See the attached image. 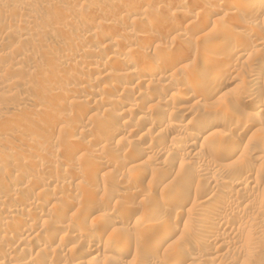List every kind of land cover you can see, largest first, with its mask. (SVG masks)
Returning a JSON list of instances; mask_svg holds the SVG:
<instances>
[{
	"label": "rangeland",
	"instance_id": "1",
	"mask_svg": "<svg viewBox=\"0 0 264 264\" xmlns=\"http://www.w3.org/2000/svg\"><path fill=\"white\" fill-rule=\"evenodd\" d=\"M237 1L0 0V264H165L193 248L185 264H264V14L253 19ZM231 41L242 45L233 61ZM226 60L230 70L214 67ZM182 84L193 97L167 107ZM29 180L41 184L25 189ZM175 183L183 194L168 199ZM216 188L223 207L213 210ZM186 195L202 205H185ZM103 211L124 219L100 220ZM172 222L180 230L158 244ZM91 233L98 252L85 256Z\"/></svg>",
	"mask_w": 264,
	"mask_h": 264
},
{
	"label": "bare ground",
	"instance_id": "2",
	"mask_svg": "<svg viewBox=\"0 0 264 264\" xmlns=\"http://www.w3.org/2000/svg\"><path fill=\"white\" fill-rule=\"evenodd\" d=\"M237 0H234V2L235 3H233V4H230V6H232V5H234V4H236V3H238V1L236 2ZM243 1V0H242ZM244 3V5L242 4V6H243V10H246V9H248V10H251L252 11V14H251V18H255L256 16V18H258V16L260 15V14H264V0H244L243 1ZM149 3H150V0H149ZM232 3V2H231ZM212 5V4H211ZM238 5V4H237ZM168 6V5H167ZM159 7V6H158ZM241 7V6H240ZM231 8V7H230ZM238 8V7H237ZM171 9V8H170ZM206 11V10H205ZM91 12V11H90ZM149 12V11H148ZM232 12V11H231ZM230 12V13H231ZM234 12V11H233ZM236 12V11H235ZM244 12V11H243ZM249 12V11H248ZM89 13V12H88ZM202 13V12H201ZM203 13H205V12H203ZM87 14V13H86ZM126 14V13H125ZM232 15H233V13H231ZM196 15V14H195ZM249 16H250V13H249ZM196 17V16H195ZM260 17V16H259ZM73 18H75V21L77 20V22H80L83 18L82 17H79V16H74ZM208 18V17H207ZM104 32V31H103ZM145 31H143V33H144ZM100 34V33H99ZM144 35V34H143ZM155 36V35H154ZM139 37V36H138ZM145 38V37H144ZM146 39V38H145ZM149 41H151V39L149 40ZM232 43H233V41H231ZM226 43V42H225ZM228 43V42H227ZM228 43V44H225L224 45V50H225V53H226V51H227V53L229 54V56H228V58L231 60V56L232 55H230L231 54V52L233 53V52H235L234 54H236V55H234V56H236V58L239 56V58H240V53H238L239 55L237 56V53H236V48H237V50L240 48V45H241V43ZM106 44V43H105ZM111 44V43H110ZM52 46V45H51ZM102 46V45H101ZM167 46V45H166ZM242 46V45H241ZM116 47V46H115ZM239 47V48H238ZM251 47V46H250ZM257 47V46H256ZM85 48V47H84ZM93 48V47H92ZM175 48V47H174ZM252 48H250V50H251ZM257 49V48H256ZM90 50H93V49H90ZM107 50V49H106ZM223 50V51H224ZM248 50V49H247ZM246 50V51H247ZM249 50V52H251ZM105 51V50H104ZM170 51V50H169ZM173 51H175V50H173ZM185 51V50H184ZM184 51H183V54H184ZM189 52L191 51V50H188ZM238 52V51H237ZM253 52H254V50H253ZM252 52V53H253ZM187 53V52H186ZM248 53V52H247ZM190 54V53H189ZM195 55V54H194ZM227 55V54H226ZM101 56H103V57H106V59H107V56H109L108 54H101ZM111 56V55H110ZM234 56H233V59H234ZM81 57V56H80ZM127 56H125V58H123V59H125V60H127V58H126ZM174 57V56H173ZM190 57V56H189ZM242 57H243V54H242ZM163 58V57H162ZM205 58V57H204ZM203 58V59H204ZM227 57L225 58V59H228ZM188 59L189 58H184L183 60L181 59V61L182 62H185L186 64H187V62H188ZM178 60V59H177ZM190 60V59H189ZM99 61V60H98ZM164 60H161L159 63L160 64H163L164 66H165V61H166V59H165V61L163 62ZM214 61V60H213ZM231 61H233V60H231ZM231 61H229V60H226V62L224 61V63L223 64H216V63H214V65L216 64V66H214V67H216V69L219 67L218 65H220V68H218V69H220L219 71H221V69L222 68H224L223 70H225V69H231L232 68V62ZM81 62H82V60H80L79 58H77V59H74L73 60V62H72V66H74V67H77L78 65H80L81 64ZM134 63H135V65L136 66H144L145 67V64H144V61H142V60H140V59H138L137 61H133ZM167 62V61H166ZM205 64L204 65H208V67H209V65H212V62H211V59H210V61L209 60H206L205 59ZM124 63V62H123ZM158 63V64H159ZM173 63V62H172ZM188 63H190V61L188 62ZM84 64V63H83ZM91 64V63H90ZM169 64V63H168ZM174 64V63H173ZM177 63H175V65H176ZM121 65V64H120ZM147 65V64H146ZM163 65H162V67H163ZM203 65V66H204ZM221 65H222V68H221ZM148 66V65H147ZM212 66V67H213ZM86 67H87V65H86ZM117 67V66H116ZM155 67V66H154ZM211 67V66H210ZM93 68V67H92ZM107 68V67H106ZM136 68V67H135ZM151 68V67H150ZM158 69V68H157ZM168 69V68H167ZM258 69H259V73H263L264 72V56L260 59V61L258 62ZM137 70V69H136ZM135 70V71H136ZM148 70V69H147ZM150 70H152V69H149V71ZM155 70V69H154ZM154 70H152V71H150L149 73L150 74H152V73H154ZM213 71H215V69L213 70ZM217 71V73H218V70H216ZM215 71V72H216ZM122 73V72H121ZM129 73V72H128ZM216 73V74H217ZM103 74V73H102ZM101 74V75H102ZM117 74H118V72H117ZM134 74V73H133ZM144 74V73H143ZM172 74H174V73H172ZM172 74H171V77H172ZM177 74V73H176ZM122 75V74H121ZM123 76V75H122ZM167 77H168V75H166ZM166 76H164V78L166 77ZM215 76H217V75H215ZM100 78H99V80L98 81H103L104 79H106V75L105 76H99ZM128 77V76H127ZM161 77V76H160ZM163 77V76H162ZM213 77V76H212ZM109 78V77H108ZM141 78H143V76L141 77ZM173 78V77H172ZM172 78H168L169 80H172ZM178 78V77H177ZM182 78V77H181ZM201 78V77H200ZM217 78V77H216ZM163 79V78H162ZM173 79H175V78H173ZM183 79V78H182ZM201 79H203V78H201ZM107 80V79H106ZM161 80V79H160ZM165 80V79H164ZM253 80V83L255 82L254 81V79H252ZM151 81H152V79H151ZM163 81V80H162ZM180 81V80H179ZM216 81V80H215ZM175 82V81H174ZM199 82H202L203 83V85H208V86H212V83L214 82V79L212 78H207V79H204V80H199ZM198 82V83H199ZM231 81H227L226 82V85L227 84H229ZM117 83V82H116ZM116 83H114V84H111L114 88H117V89H124L125 87H126V85L125 86H123L124 88H122L121 87V85L119 86H117V84ZM120 83V82H119ZM181 84V83H180ZM184 84H185V82H184ZM184 84H182L183 85V89L184 90H181V91H179L175 96H168L167 98H165V100L163 101L164 102V104L167 106V107H170V106H176L177 104L180 106L181 104H183V102H184V100L185 99H189V98H191V96L192 95H194V94H192L191 96L187 93V91H186V89L189 87L188 85L187 86H185ZM195 85H196V83H195ZM179 86V85H178ZM191 86V85H190ZM84 87V86H83ZM110 87V86H109ZM112 87V88H113ZM180 87V86H179ZM83 89V88H82ZM76 90V89H75ZM80 92V90H77V92ZM123 91V90H122ZM78 92V93H79ZM121 94V93H120ZM155 94V93H154ZM191 94V93H190ZM156 96V95H155ZM155 96L154 95H152V93H151V95H145L144 96V98H143V100H153L154 98H155ZM159 96V95H158ZM117 97V96H116ZM193 97V96H192ZM158 99V98H157ZM193 99V98H192ZM118 100V99H117ZM140 100V99H139ZM111 101H113V102H115V99L113 98ZM121 102V101H120ZM142 102V101H141ZM148 102V101H147ZM116 103V102H115ZM114 103V104H115ZM187 103V102H186ZM185 103V104H186ZM128 106H129V108L127 109V110H129L130 112L129 113H131V111H133L134 112V110H137V108L138 107H136V106H138V104L135 102H128ZM164 105V106H165ZM182 108V107H181ZM185 108V107H184ZM162 109V108H161ZM160 109V110H161ZM178 109V108H177ZM162 110H164V109H162ZM162 110H161V113H163L162 112ZM126 111V110H125ZM173 111V110H172ZM128 113V112H127ZM120 115L122 114V113H119ZM119 115V116H120ZM123 115V114H122ZM182 118V117H181ZM150 119H148L147 118V121H149ZM237 121H239V120H237ZM241 122V121H240ZM170 124V123H169ZM169 124H168V126H169ZM212 124V122L210 121L208 124H206L205 125V123H204V125H203V127H202V130H204L206 127H210V126H208V125H211ZM110 127V126H109ZM170 127L172 128V129H179V127H181V125L180 124H178V122H177V124H170ZM168 128V127H167ZM248 128V127H247ZM246 128V129H247ZM77 136V135H76ZM191 136H192V138H199V137H197L196 136V134H194V133H191ZM199 136V135H198ZM29 140V139H28ZM93 140V139H92ZM94 141H95V139L93 140V143H94ZM102 141V140H101ZM95 143H97V139H96V141H95ZM196 143V142H195ZM193 146L194 145V142H192V144L190 143V145L188 144V146ZM195 146V145H194ZM99 152V151H98ZM97 153V152H96ZM103 162V161H102ZM104 163H105V161H104ZM107 163V162H106ZM111 164V163H110ZM104 166V165H103ZM207 166V165H206ZM206 166H205V169H206ZM102 169L104 168V167H101ZM47 170H49L48 168H47ZM53 171V169L51 168L49 171ZM98 170H100V166H98ZM201 170L203 171L204 170V168H201ZM107 171V170H106ZM45 172L46 173H48V171H46L45 170ZM108 172V171H107ZM121 174V173H120ZM50 175H52V174H50ZM73 175V174H72ZM95 176V175H94ZM56 177V176H55ZM89 177V176H88ZM116 178H117V176H115ZM54 179V178H53ZM56 179V178H55ZM79 179V178H78ZM82 179V178H81ZM99 179V178H98ZM125 179V178H124ZM251 179H253L251 176H250V174L249 175H247L246 176V181H250ZM50 180H52V179H50ZM49 180V181H50ZM94 180H96V179H94ZM93 180V181H94ZM36 181V180H35ZM34 180L33 181H30L29 180V183L28 184H26L25 186H24V188L26 189V187L29 189V188H32V189H34V190H36V188H37V186L39 185V184H41L40 182L38 183L37 181L35 182ZM92 181V180H91ZM91 181L87 184V187L90 189V191L92 190V189H94L97 185V183L95 184L96 186L94 187V188H92L93 186H91V185H89L90 183H91ZM96 181H98V180H96ZM124 181V180H123ZM252 181V180H251ZM250 181V182H251ZM51 182V181H50ZM71 182V181H70ZM101 182H102V180H101ZM115 182V181H114ZM48 183V182H47ZM100 183V182H99ZM104 183V182H103ZM122 183V182H121ZM174 183V182H173ZM66 184V183H65ZM68 184V183H67ZM71 184H72V182H71ZM86 184V183H85ZM94 184V183H93ZM176 184V183H175ZM180 184V183H179ZM239 184V183H238ZM105 185V184H104ZM40 186V185H39ZM38 186V187H39ZM77 186V185H76ZM76 186H74V188L76 187ZM89 186H91V187H89ZM178 186H181V185H173L171 188H170V191L168 192V193H170L169 194V196L167 197L168 199H175L176 197H178V195L180 196L181 194L180 193H182L181 191H182V189H180ZM42 187H43V185H42ZM138 187V186H137ZM45 188V187H44ZM43 188V189H44ZM73 188V187H72ZM86 188V187H85ZM92 188V189H91ZM224 188V187H223ZM38 189H40V188H38ZM42 188H41V193L40 194H44V192L45 191H47L46 189H44L43 190ZM89 189H88V192H89ZM110 189V188H109ZM180 189V190H179ZM214 189V188H213ZM218 188H216V190L213 192L214 194L215 193H217L218 192V190H220V189H218ZM111 190V189H110ZM25 191V190H24ZM29 191V190H28ZM93 191H95V190H93ZM93 191H91V192H93ZM104 191V190H103ZM225 191V190H224ZM223 190H222V193L221 194H223V192H224ZM230 191V190H229ZM43 192V193H42ZM90 193V192H89ZM125 193V192H124ZM127 193V192H126ZM227 193H229L228 192V190H227ZM33 194V193H32ZM110 194V193H109ZM183 194V193H182ZM218 194V193H217ZM35 195V194H34ZM37 195V194H36ZM88 195V194H87ZM122 195V194H121ZM168 195V194H167ZM223 195H225V193L223 194ZM42 196V195H41ZM111 196V195H110ZM112 197V196H111ZM201 197V196H200ZM35 198H37V197H35ZM89 198H90V196H89ZM106 198H108V197H106ZM48 199V198H47ZM160 199V198H159ZM181 199V198H180ZM200 199V198H199ZM202 199V198H201ZM207 199V198H206ZM9 200H11V199H9ZM34 200V199H33ZM109 200V198L107 199V201ZM184 200V204L186 205V204H192V205H194V207L195 206H201L202 205V203L200 202V201H198V199H195V198H191V196H189V195H186L185 196V199L183 198L182 200H180V201H183ZM205 200V199H204ZM5 201V200H4ZM8 201V200H7ZM35 201V200H34ZM38 201V200H37ZM48 201V200H47ZM76 201V200H75ZM75 201H74V198L72 199V198H69V197H67V200H66V205H68L69 207L70 206H74V203H75ZM105 201V200H104ZM120 201V200H119ZM122 201V200H121ZM157 201V200H156ZM160 201H162V200H160ZM172 201V200H171ZM220 201H221V198H220V196H219V194L217 195V196H215V197H213V201H210V203H208V205L210 206V208L211 209H213V210H215V208H216V206H219L221 203H220ZM29 202V201H28ZM36 202V201H35ZM35 202H33V203H35ZM111 202V201H110ZM158 202V201H157ZM6 203V202H5ZM37 203V202H36ZM92 203V202H91ZM161 203V202H160ZM167 203H168V201H167ZM220 203V204H219ZM98 204H100V203H98ZM109 204V203H108ZM163 204V203H162ZM183 204V205H184ZM205 204H207V203H204L203 205H205ZM13 205V204H12ZM37 205V204H36ZM77 205V204H76ZM158 205V204H157ZM165 205V204H164ZM181 205V204H180ZM222 205V204H221ZM237 205V204H236ZM236 205L232 202V203H230L229 205H227L228 206V208L229 209H235V208H237L236 207ZM208 206V207H209ZM13 207H14V205H13ZM84 207H85V205H84ZM184 207V206H183ZM207 207V206H206ZM221 207H223V205L221 206ZM35 208V207H34ZM33 208V209H34ZM66 208H68L67 206H66ZM73 208V207H72ZM79 208V207H78ZM16 209V208H15ZM14 209V210H15ZM32 209V208H31ZM89 209V208H88ZM218 209V208H217ZM11 210H12V207H11ZM43 210V209H42ZM67 210V209H66ZM87 209H85V208H79V209H75V211L76 212H87L86 211ZM188 210V209H187ZM227 210V209H226ZM32 211V210H31ZM44 211V210H43ZM74 211V210H73ZM75 211H74V214H77V213H75ZM95 211V210H94ZM183 211V210H182ZM193 211V210H192ZM67 212V211H66ZM91 212V211H90ZM135 212V211H134ZM133 212V213H134ZM42 213V212H41ZM89 213V212H88ZM228 213V212H227ZM44 214V213H43ZM81 213H79L78 215H80ZM84 214V213H83ZM86 214V213H85ZM111 214V213H110ZM110 214H108L107 212H105L104 213V211H103V213H101L99 216H100V220H102V219H104V220H106L107 218H111L110 216L112 215H110ZM206 214V213H205ZM253 214V213H252ZM90 215V214H89ZM89 215H87V216H89ZM202 215V214H201ZM230 214H228V216H229ZM81 216H83L82 214H81ZM86 216V215H85ZM113 216V215H112ZM204 216H206V215H204ZM225 216H227V215H225ZM224 216V217H225ZM208 217V216H207ZM78 218V217H77ZM112 218H115V219H124L123 218V216H121V215H115V216H113ZM225 218H227V217H225ZM225 218H223L224 220L222 221V225H223V227L225 228V227H227V224H228V221H227V219H229V217L227 218V219H225ZM214 219V218H213ZM82 220V219H81ZM85 221V220H84ZM155 221V220H154ZM157 221V220H156ZM230 221V220H229ZM161 222V221H160ZM159 221H157V222H155V224L153 225V227L152 228H162V223H160ZM210 222V221H209ZM231 222V221H230ZM83 224V223H82ZM115 224V223H114ZM114 224H112V225H106L105 227V230H109V229H112L113 230V228H115V225ZM207 224L208 225H210L209 223H208V220H207ZM231 224V223H230ZM220 225V224H219ZM83 226V225H82ZM167 226V225H166ZM217 226V225H216ZM21 227V226H20ZM26 227V226H25ZM34 227V226H33ZM118 227H119V225H118ZM209 227V226H208ZM27 228V227H26ZM230 228V227H229ZM231 228H233V227H231ZM24 229V228H23ZM238 229V228H237ZM237 229H235V232L234 233H236V232H238V231H240V229H238V231H236ZM18 232H19V230H18V227H17V229H16ZM180 230V228H179V226H178V224H175V223H173L172 222V224H168V226L166 227V228H164V229H161L160 231H159V233H160V239H159V242H158V244H164V243H167V242H170V241H168L170 238H172V236L173 235H175L176 233H178V231ZM228 231H229V229H227ZM232 230V229H231ZM83 231V230H82ZM82 231L80 230H78L77 232L78 233H76V235L77 236H79V238H80V236L82 235ZM181 231L183 232V230L181 229ZM186 231V230H185ZM15 232V231H14ZM13 232V233H14ZM17 232V233H18ZM21 232V231H20ZM111 232V231H110ZM188 232V231H187ZM232 232H233V230H232ZM157 233V232H156ZM186 233V232H185ZM233 233V234H234ZM21 234V233H20ZM55 234V233H54ZM59 234V233H58ZM58 234H56V235H58ZM187 234V233H186ZM219 234V233H218ZM221 234V233H220ZM226 234V233H225ZM224 234V235H225ZM228 234V233H227ZM230 234H231V231H230ZM15 235V234H14ZM56 235H54V237H53V240L54 239H56L57 237H56ZM124 235V234H123ZM126 235V234H125ZM224 235H220L219 237H221L222 238V236H224ZM23 236V235H22ZM127 236V235H126ZM14 238H16L15 236H13ZM13 237H12V239H13ZM56 237V238H55ZM74 237H76V236H74ZM81 237H83V236H81ZM98 237H99V235H96V234H94V233H91V235H90V238H91V241L92 242H90V243H88V247H87V251H84V252H86V254H85V256L87 255V253H89V254H91V252H98V250H97V246L95 247V245L93 244V242H96L97 240H98ZM215 237V236H214ZM225 237V236H224ZM223 237V238H224ZM78 238V237H77ZM129 238H131L132 239V237H130L129 236ZM218 238V237H217ZM222 238V239H223ZM231 238V237H230ZM208 239V238H207ZM219 239V238H218ZM5 240V239H4ZM8 240V239H7ZM57 240V239H56ZM75 240V239H74ZM121 240H123V238L121 239ZM135 241V242H139L140 241V238L139 237H136V238H134V239H132V241ZM213 240V239H212ZM224 240V239H223ZM12 241V240H11ZM81 241V240H80ZM100 241V240H99ZM125 241V240H124ZM123 241V242H124ZM126 241H128V242H130V239H128L127 238V240ZM131 241V242H132ZM215 241H216V239H215ZM214 241V242H215ZM8 242V241H7ZM21 242V241H20ZM19 242V243H20ZM128 242H124V243H126V244H130V243H128ZM201 242V241H200ZM206 242V241H205ZM214 242H213V244H214ZM18 243V242H17ZM202 243V242H201ZM224 243V242H223ZM96 244V243H95ZM160 244V245H161ZM174 244H175V242H174ZM203 244V243H202ZM202 244L200 245V246H202ZM257 244V243H256ZM8 245V244H7ZM98 245H99V243H98ZM100 246V245H99ZM127 245H124V246H122L123 248H121V250H122V253L123 252H125V250H126V247ZM129 246V245H128ZM155 246V245H154ZM157 246V245H156ZM199 246V247H200ZM205 246V245H204ZM216 246V245H215ZM217 246H220L219 244L217 245ZM216 246V247H217ZM221 246H223V244L221 243ZM250 246H252V243H251V245ZM249 246V244H247L245 247H250ZM256 246V245H255ZM49 247V246H48ZM2 248V247H1ZM4 248V247H3ZM50 248V247H49ZM75 247L74 246H72V247H70L69 248V252L70 253H73L74 251H75V249H74ZM192 248V247H191ZM213 248H215V247H213ZM190 249V248H189ZM194 249V248H193ZM193 249H191V251L193 250ZM203 249V248H202ZM209 249V248H208ZM86 250V249H85ZM121 250H119V251H121ZM201 250V249H200ZM48 251V250H47ZM50 251V250H49ZM128 251V250H127ZM191 251H187V252H185V249H184V251H181L178 255H177V257H175V259L173 258V261L172 262H167V263H165V264H185V262H187L188 261V259H190V258H192L193 256H192V254H190V253H193V252H195L196 253V251H197V249L195 250V251H193V252H191ZM204 251V250H203ZM247 251V250H246ZM190 252V253H189ZM197 252H199V251H197ZM178 253V252H177ZM176 253V254H177ZM195 253H193V254H195ZM214 253V252H213ZM216 253V252H215ZM217 254V253H216ZM84 255V254H83ZM199 256H200V254H198ZM202 255V254H201ZM219 255V254H218ZM222 255V254H221ZM90 256V255H89ZM88 256V257H89ZM95 256V255H94ZM197 256V255H196ZM122 257V256H121ZM156 257V256H155ZM155 257H153V256H149L148 257V259H149V263L150 264H157V259L155 258ZM198 257V256H197ZM201 257V256H200ZM205 257V256H204ZM203 257V258H204ZM214 257V256H213ZM91 258V257H90ZM94 258V257H93ZM114 258V257H113ZM216 258V257H215ZM214 258V259H215ZM217 258H219V256L217 257ZM86 259V258H85ZM89 259V258H88ZM95 259V258H94ZM93 259V260H94ZM115 259V258H114ZM197 259V258H196ZM212 259V258H211ZM220 259V258H219ZM90 260V259H89ZM88 260V261H89ZM92 259H91V261H93ZM79 261V260H78ZM77 261V262H78ZM84 261V260H83ZM86 261V260H85ZM215 261V260H214ZM217 262V261H216ZM80 263V262H79ZM61 264V263H60ZM78 264V263H77ZM189 264V263H188Z\"/></svg>",
	"mask_w": 264,
	"mask_h": 264
}]
</instances>
